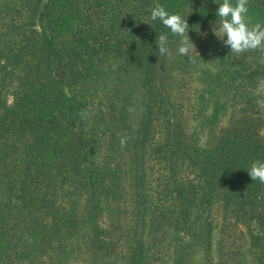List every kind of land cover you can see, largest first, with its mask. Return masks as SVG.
<instances>
[{
  "label": "trees",
  "instance_id": "trees-1",
  "mask_svg": "<svg viewBox=\"0 0 264 264\" xmlns=\"http://www.w3.org/2000/svg\"><path fill=\"white\" fill-rule=\"evenodd\" d=\"M222 2L0 0V264H149L167 229L186 245L161 251L171 264L194 246L193 264H264L247 172L264 162V55L223 48ZM157 4L199 55L178 54ZM247 19L264 25V0Z\"/></svg>",
  "mask_w": 264,
  "mask_h": 264
},
{
  "label": "clouds",
  "instance_id": "clouds-1",
  "mask_svg": "<svg viewBox=\"0 0 264 264\" xmlns=\"http://www.w3.org/2000/svg\"><path fill=\"white\" fill-rule=\"evenodd\" d=\"M248 2L249 0H236L235 5H233L232 0H223L216 12L220 20L219 32L221 37L219 38L226 47L230 48V54L236 56L251 51L264 53V25L256 23L250 26L247 19ZM151 19L153 21L159 19L172 35L180 38V45L177 49L179 55L191 58L193 52L198 54L188 35L187 20L180 14H170L164 6L157 4L151 11ZM225 36L226 39H224ZM155 43L158 58L163 56L170 58L172 56L166 34L159 35ZM128 139L127 136L120 138L121 149L127 146ZM247 172L253 181L264 184V162L259 160L252 162Z\"/></svg>",
  "mask_w": 264,
  "mask_h": 264
},
{
  "label": "rangeland",
  "instance_id": "rangeland-1",
  "mask_svg": "<svg viewBox=\"0 0 264 264\" xmlns=\"http://www.w3.org/2000/svg\"><path fill=\"white\" fill-rule=\"evenodd\" d=\"M189 8L190 7H187L186 8V10H189ZM214 30H216V33L219 35V37H220V35H221V33L219 32V27L217 28V27H215V25H214ZM220 39V38H219ZM224 39H225V37H224ZM221 40V39H220ZM222 41V40H221ZM222 45H223V48L224 49H228V47H226L224 44H223V42H222ZM263 55H264V53H263ZM210 65V67L212 68V69H215V66H214V64H209ZM194 86H197V84L196 83H192ZM259 91L261 92V100L259 101V102H261V103H264V98H263V96H264V84H260L259 85ZM194 102H190L189 103V105H187V107H186V112H187V115H189L190 114V117H192L193 115H194V112H191L193 109H194ZM187 120H189V119H187ZM127 223H129V219L127 218ZM124 226H126V225H124ZM167 231V237H166V239H165V242H160V243H158V237H156V241H155V243H156V245H157V250H156V253H155V255L151 258V259H149V264H171V260L170 261H168V258H166V259H164L163 260V256L161 255V251H162V253H168V255L169 256H171L172 255V251H173V248L175 247V248H177L178 246H181V248L182 247H184V246H186V245H181L180 244V242L178 241L176 244H175V239H174V235L171 233V231L169 230V229H167L166 230ZM188 237V233L185 235V237L183 238L184 240H186V239H188L187 238ZM211 237H212V240L214 241L215 239H216V231H213L212 232V234H211ZM133 238H131L130 240H129V242H131V240H132ZM194 242H192V243H190V245L191 244H193ZM163 248H164V250L166 251H164L163 250ZM194 250H195V246L194 247H192L190 250H189V255H187L184 259H180V260H177V262H175L176 264H193L194 263V259H195V257L197 256V255H199L200 253L199 252H197L196 254L195 253H193L194 252ZM193 254H195L194 255V257H193ZM201 255H202V258H204V256H205V254L204 253H201ZM207 255V254H206ZM172 261H173V259H172Z\"/></svg>",
  "mask_w": 264,
  "mask_h": 264
}]
</instances>
